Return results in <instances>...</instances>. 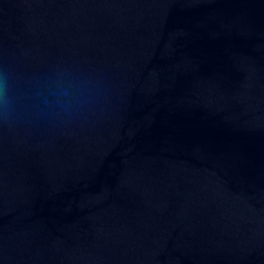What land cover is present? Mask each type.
Segmentation results:
<instances>
[{
    "label": "water",
    "instance_id": "1",
    "mask_svg": "<svg viewBox=\"0 0 264 264\" xmlns=\"http://www.w3.org/2000/svg\"><path fill=\"white\" fill-rule=\"evenodd\" d=\"M0 264H264V0H0Z\"/></svg>",
    "mask_w": 264,
    "mask_h": 264
}]
</instances>
